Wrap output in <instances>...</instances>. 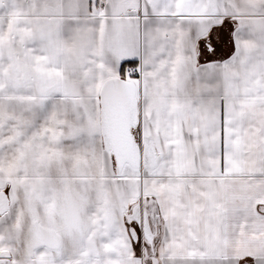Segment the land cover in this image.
<instances>
[{"label":"snow or ice","instance_id":"snow-or-ice-1","mask_svg":"<svg viewBox=\"0 0 264 264\" xmlns=\"http://www.w3.org/2000/svg\"><path fill=\"white\" fill-rule=\"evenodd\" d=\"M0 264H264V0H0Z\"/></svg>","mask_w":264,"mask_h":264},{"label":"crops","instance_id":"crops-1","mask_svg":"<svg viewBox=\"0 0 264 264\" xmlns=\"http://www.w3.org/2000/svg\"><path fill=\"white\" fill-rule=\"evenodd\" d=\"M227 50H228V49H227V47L225 46V47H224V52H227Z\"/></svg>","mask_w":264,"mask_h":264}]
</instances>
